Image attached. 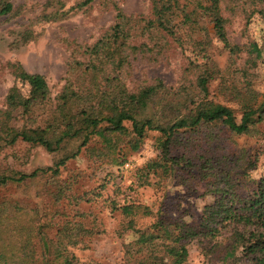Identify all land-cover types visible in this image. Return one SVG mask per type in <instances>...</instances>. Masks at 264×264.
Segmentation results:
<instances>
[{
    "label": "rangeland",
    "instance_id": "374dc122",
    "mask_svg": "<svg viewBox=\"0 0 264 264\" xmlns=\"http://www.w3.org/2000/svg\"><path fill=\"white\" fill-rule=\"evenodd\" d=\"M82 1L9 0L11 11L0 15V111L13 109L11 123L14 127L34 126L32 121L40 123L49 118L68 80L74 86L85 85L92 90L103 87L99 68L89 64L85 73L73 69L76 63L87 64L88 57L83 51L111 29L116 9L131 17L132 49L124 51L122 60L113 58L115 63H122L120 66L107 63L101 68L108 75H118L127 92L157 81L171 90L189 88L196 77L193 63L207 64L209 60L220 72L226 67V52L211 34L206 19L199 20L198 27L203 31L191 33L184 26L176 34L180 42H175L156 29L154 21L163 7L153 8L152 0H91L78 6ZM222 16L226 19L227 40L240 48L232 67L246 71L251 88L262 92L264 21L255 16L245 23L238 14L227 12H222ZM6 63H17L25 72L39 74L46 83L49 100L43 109L31 111L29 116L34 120L19 115L29 90L13 79ZM229 73L223 72L224 87L235 85L243 89L239 75ZM230 91L221 89L217 78L212 79L207 83L206 98L230 108L238 119L239 108ZM160 113L174 120L184 110L166 104L161 106L160 112L145 111L147 116ZM73 123L90 130L87 117L77 116ZM124 126L129 129L128 123ZM257 128L264 134L263 125ZM106 129L102 124L97 130L109 135L110 151L101 136L95 134L79 148L74 158L58 167L57 174L46 172L22 183L0 187L1 216L26 209V213L20 214L19 223L33 226L48 242H53L64 226L67 230L79 231L77 235L67 232L74 241L66 247L68 255L73 257L72 264L132 263L129 254L158 224L159 218L178 219L192 228L197 227L204 207L216 200L213 190L219 181L215 182L213 179L218 178L214 176L227 173L235 179L236 174L246 172L247 178L241 179L264 177L262 138L235 136L220 123L201 125L193 132L176 133L170 156H182L188 164L179 161L171 169L166 164V172L162 169L147 172L144 168L147 162L158 158L156 132L147 131L137 149L132 151L129 137L110 135ZM79 143V140L67 143L58 154L20 141L12 146L0 143V174L7 175L9 171L28 174L35 169L52 167L59 156L75 151ZM143 181L146 184L140 185ZM124 205L135 208L131 215L121 213ZM230 233V227H226L214 239L201 236L190 239L184 264L243 262L236 252L234 260L223 258L230 244ZM34 240L37 241V237ZM39 246L36 244L33 257L39 262L46 258L51 262V250L46 254Z\"/></svg>",
    "mask_w": 264,
    "mask_h": 264
},
{
    "label": "trees",
    "instance_id": "16d2710c",
    "mask_svg": "<svg viewBox=\"0 0 264 264\" xmlns=\"http://www.w3.org/2000/svg\"><path fill=\"white\" fill-rule=\"evenodd\" d=\"M90 1L83 0L78 6H84ZM152 4L153 8L163 7L154 21L156 29L175 42H180L176 34L184 26L191 33L203 31L198 27L199 20L206 19L211 34L226 52L227 62L223 72L238 74L243 89H238L235 85L224 87L223 72L219 71L215 63L207 60L205 63L208 65L193 63L196 77L189 88L182 86L171 90L157 81L135 92H127L118 75H108L109 73H105L101 68L107 63L120 66L122 63H115L113 58L116 56L122 60L124 51L132 49L130 41L134 35L131 33V17L116 9L115 23L111 29L83 51L88 57L87 64L76 63V69H73L85 73L89 64L99 68L101 79L104 80L103 87L92 90L85 85L74 86L69 80L66 81L56 98L53 114L40 123L32 121L34 126L14 127L11 123L14 121L13 109L0 111L2 145L12 146L20 141L31 147H41L50 154H58L64 150V145L79 140L76 150L63 153L54 161L52 167L35 169L28 174L13 171H9L10 174L7 175L0 174V187L22 183L46 172L57 174L58 167L74 158L79 148L95 134L101 136L110 151L111 145L107 139L109 135L97 130L102 124L106 125L110 135L129 137L128 144L132 151L137 149L147 131L158 134L155 139L158 158L146 163L144 168L147 172H154L156 169L166 172V164H169L168 169H171L183 160L184 164H188V160L182 156H170L174 135L186 130L193 132L201 125L212 123H220L235 136H260L264 151V134L257 128L259 125L264 126V90L257 93L250 86L247 72L232 67L240 48L227 40L224 30L226 19L222 16V12H227L229 15L238 14L245 23L255 16L264 21V0H152ZM10 11L9 0H2L0 15H7ZM6 67L13 79L29 90L24 109L19 115L34 120L35 118L31 119L29 116L31 111L43 109L49 100L43 77L25 72L17 63H6ZM262 67L264 68V64ZM216 78L221 89L231 90V98L239 108L238 119L230 108L207 100V83ZM166 104L184 110V113L174 120L166 119L161 113L158 116L145 115L146 110L160 112L161 106ZM77 116L90 120V130L74 125L73 121ZM124 123L129 124V129ZM236 175L235 179L230 178L227 173L214 176L218 179L213 180L219 181L213 190L217 197L212 205L204 207L197 227L192 228L178 219L159 218L158 224L146 235H142L141 243L135 245L129 254L132 263H129V259L128 263L184 264L187 257L186 244L190 239L197 236L214 239L226 227H230V244L223 258L234 260L236 252L242 256L243 262L238 263V260H235L232 264H264V177L245 180L241 177L247 178L246 172ZM141 184H146V181L140 182ZM134 209L130 205H124L120 211L129 216ZM26 211L16 209L14 213L10 212L11 215L0 214V264H72L73 257L68 255L66 247L74 243L70 233L77 235L79 231L67 230L64 226L57 232L54 241L48 242L33 226H22L19 223L20 214ZM36 237L37 241L34 240ZM38 243L39 249L46 254L51 250V262L47 258L39 262L33 257L34 248Z\"/></svg>",
    "mask_w": 264,
    "mask_h": 264
}]
</instances>
